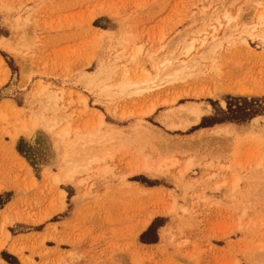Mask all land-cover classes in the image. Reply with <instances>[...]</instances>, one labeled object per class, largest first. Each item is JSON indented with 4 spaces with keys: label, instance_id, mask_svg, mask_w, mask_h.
Returning a JSON list of instances; mask_svg holds the SVG:
<instances>
[{
    "label": "rangeland",
    "instance_id": "rangeland-1",
    "mask_svg": "<svg viewBox=\"0 0 264 264\" xmlns=\"http://www.w3.org/2000/svg\"><path fill=\"white\" fill-rule=\"evenodd\" d=\"M256 7L264 0H0V39L14 47L0 45V106L24 108L0 119V244L12 252L1 247L0 264H264ZM166 56L193 65L185 78L121 88ZM40 80L65 91L55 110L34 94ZM193 103L211 109L188 123ZM43 115L57 124L40 119L12 140ZM163 160L158 174L142 170Z\"/></svg>",
    "mask_w": 264,
    "mask_h": 264
},
{
    "label": "bare ground",
    "instance_id": "bare-ground-1",
    "mask_svg": "<svg viewBox=\"0 0 264 264\" xmlns=\"http://www.w3.org/2000/svg\"><path fill=\"white\" fill-rule=\"evenodd\" d=\"M260 3V2H259ZM254 11H259V7H256ZM8 18V17H7ZM6 18V19H7ZM236 18L235 17H231L229 15H227V23H228V27L227 30L231 31L232 30V26L231 24L233 23V21H235ZM216 21L222 26V22L219 18L216 19ZM238 22V21H236ZM264 25V10H261L257 13V19L255 20V23L251 26L252 28H258ZM217 29V27H216ZM263 40H264V36H260ZM198 41V37H194L192 38L189 42L185 43V47L182 50V52L180 53L181 55H188L196 46V42ZM213 41H217V37L216 35H214V39ZM205 39H203L202 43H205ZM6 45L8 48H14V47H10L9 45H7L6 43V38H1L0 39V45ZM141 53V49L138 48L136 53H133L131 55L132 60H134L138 54ZM204 53L202 55H200L201 58H203ZM179 58V57H177ZM173 64V59L171 57H164L162 59H160L159 61V65H158V72L155 75H151L150 73H148L147 71L144 72L141 75V78L138 80H134V81H124L121 84V88L122 89H126L128 86H135L136 88V93H142L144 91L150 90V89H154L157 86L163 84V83H167V82H171L174 80H178V79H183L186 76H184L186 69H189L190 67H192L187 60L184 59H180V62L177 63V66L175 68H171ZM199 65V64H198ZM108 68V66L106 64H102L101 66V73H104L105 70ZM15 78H17V75H15ZM29 79V75H27V71L26 68L23 70L22 74H21V83L22 84H26L27 81ZM5 92V91H4ZM65 91L63 89H55L51 86L50 83L44 82V81H39L36 84V87L34 89V94L39 97V96H43L42 101H44V108L43 109H47L49 105L52 106V110H55L57 108L58 105V101L62 100V97L64 96ZM82 102L84 103V107L87 108L88 104H87V99L82 98ZM8 105V106H7ZM8 108H11L15 113L20 112L21 110H23L24 108L22 106H17V105H13L11 103L8 104H2L0 106V119L5 120L6 117L8 116L7 110ZM210 105L209 104H199V103H193L189 106H187L182 112L184 113V118L188 123H197L203 113L209 111ZM57 120V117H55ZM43 121L45 122L47 125L54 127L56 123L55 120H53L50 117H47L46 115H43L41 118H38L37 120H32L31 123L26 120V119H22L20 126H16L11 132H8L12 138V140H16L17 137L21 134V133H29L31 131L34 130V128L36 127V125L39 123V121ZM220 127L222 129H224V126L222 124H217L215 126H212V128H217ZM70 133V124L67 125H63L62 127L59 128L57 134L58 136L61 135H67ZM56 145H59V143L57 142ZM59 159V164H63V162L65 163V161L61 158V154L58 157ZM176 162L173 161L171 164L174 165ZM156 164L152 163V162H145L144 165L142 166V170L146 171V172H150V173H154V174H158L159 172H162V169H168L169 165L168 162L166 160L161 161L157 166H155ZM188 168V167H187ZM76 172V167H71L68 168V170H65L63 173H55V181L57 182H67L71 179V177L73 176V174ZM63 174V175H61ZM4 228V227H3ZM3 233L5 236H9V232H7L6 230L2 229ZM3 247V244H0V248ZM17 249H14V253H17ZM25 262L26 259H24ZM2 263H5L4 261H2ZM26 264H31L30 262H27Z\"/></svg>",
    "mask_w": 264,
    "mask_h": 264
},
{
    "label": "crops",
    "instance_id": "crops-1",
    "mask_svg": "<svg viewBox=\"0 0 264 264\" xmlns=\"http://www.w3.org/2000/svg\"><path fill=\"white\" fill-rule=\"evenodd\" d=\"M52 224V223H51ZM152 241H156V240H152ZM2 250L1 251H3V250H6L8 253H12L11 251H9V249L7 248V247H3V248H1ZM2 259V261H4L5 262V264H17V263H10V262H8V261H6L5 259H3V258H1ZM15 262V261H14Z\"/></svg>",
    "mask_w": 264,
    "mask_h": 264
}]
</instances>
